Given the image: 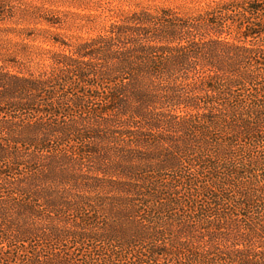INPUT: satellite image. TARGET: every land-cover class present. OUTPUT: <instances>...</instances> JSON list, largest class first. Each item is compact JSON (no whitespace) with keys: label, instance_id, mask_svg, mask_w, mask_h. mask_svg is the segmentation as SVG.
<instances>
[{"label":"trees","instance_id":"trees-1","mask_svg":"<svg viewBox=\"0 0 264 264\" xmlns=\"http://www.w3.org/2000/svg\"><path fill=\"white\" fill-rule=\"evenodd\" d=\"M43 40L0 66L2 261L264 264V0Z\"/></svg>","mask_w":264,"mask_h":264},{"label":"rangeland","instance_id":"rangeland-1","mask_svg":"<svg viewBox=\"0 0 264 264\" xmlns=\"http://www.w3.org/2000/svg\"><path fill=\"white\" fill-rule=\"evenodd\" d=\"M214 1L0 0V66L36 72L48 63L45 57L39 56L40 46L58 48L49 45L44 38L54 36L74 43L96 34L105 24L128 11L167 10L175 15L189 16L206 12ZM46 19L52 23H47Z\"/></svg>","mask_w":264,"mask_h":264}]
</instances>
